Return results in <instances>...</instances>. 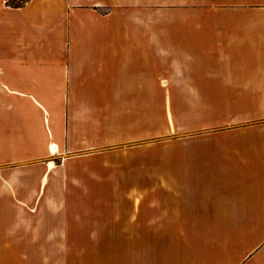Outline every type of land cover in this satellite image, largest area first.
I'll list each match as a JSON object with an SVG mask.
<instances>
[{
  "label": "crops",
  "instance_id": "crops-1",
  "mask_svg": "<svg viewBox=\"0 0 264 264\" xmlns=\"http://www.w3.org/2000/svg\"><path fill=\"white\" fill-rule=\"evenodd\" d=\"M7 1L0 0V264L21 263L5 251L97 244L121 217L144 232L142 264H264V0ZM118 43L144 59L129 87L169 90L171 105L220 107L198 115L154 165L145 168L144 145L129 148L140 153L128 163L140 164L144 195L127 211L102 208L118 168L103 149L117 137L144 138V126L131 125L132 106L144 122V101L126 108L107 94L117 88ZM208 90L223 98L184 95ZM121 120L125 127L112 126Z\"/></svg>",
  "mask_w": 264,
  "mask_h": 264
},
{
  "label": "rangeland",
  "instance_id": "rangeland-1",
  "mask_svg": "<svg viewBox=\"0 0 264 264\" xmlns=\"http://www.w3.org/2000/svg\"><path fill=\"white\" fill-rule=\"evenodd\" d=\"M175 1L188 0H144V7L151 5L154 7L160 3L166 6L168 3ZM189 1L205 3V0ZM15 2H20V0H15ZM153 16L152 14L148 15V17ZM144 17L147 16L144 15ZM130 45V43L126 46L118 43V50L121 55L116 61L117 76L115 79L111 76V83L116 85L117 88L108 89L107 94H109L110 100L115 101L117 104H128L126 108L132 103L144 101V122L140 119V107L132 106L133 115L131 118L132 126H138V128L144 126V138L132 142H123L120 137H117L116 144L103 149L113 151L112 154L106 157L105 161L115 163L118 167L115 179L112 181L111 186L106 188L107 201L102 206L104 209L107 205L110 206L111 211L136 210L139 208L140 199L144 195L143 170L139 163L133 165L128 163L131 158L140 161L137 159L140 158V153H129L128 150L131 146L144 145V166L146 168L147 165H154L158 155L165 147L171 146L174 139L187 135L185 131L190 128V125L195 124V118L198 115L216 113L220 110V107L214 106L171 105L169 102L174 95H171L169 90L136 88L134 84L129 87L130 82L136 81L134 73L139 72L144 67V59L143 62L137 60L134 52L130 56ZM126 54L127 56H125ZM135 77L137 78V75ZM197 92L199 94L187 92L184 95L192 98L200 96L202 100L223 98L222 92L220 93L217 90ZM170 114L172 121H170ZM125 123L126 120H121L112 123V126H121ZM53 161L58 163V160L54 159ZM146 171L147 169L144 170V174H146ZM124 221L125 218L121 217V220L117 223H112L114 234L101 235L100 242H97V244L87 239L84 243H81L83 246L69 243V247L72 246L73 248L67 249L5 252L11 253L15 259H21L20 264H27L25 260L22 261L24 258L28 259V262L30 259H35L36 264H43L41 260L49 258L56 261L64 260L65 263L62 264H142V261H144V232H140L141 229L135 227L126 228ZM137 232L139 235H135ZM129 238H133V241L128 242Z\"/></svg>",
  "mask_w": 264,
  "mask_h": 264
},
{
  "label": "trees",
  "instance_id": "trees-1",
  "mask_svg": "<svg viewBox=\"0 0 264 264\" xmlns=\"http://www.w3.org/2000/svg\"><path fill=\"white\" fill-rule=\"evenodd\" d=\"M29 0H20V2H15V0H8L7 3L13 7H21ZM12 3V4H11Z\"/></svg>",
  "mask_w": 264,
  "mask_h": 264
},
{
  "label": "bare ground",
  "instance_id": "bare-ground-1",
  "mask_svg": "<svg viewBox=\"0 0 264 264\" xmlns=\"http://www.w3.org/2000/svg\"><path fill=\"white\" fill-rule=\"evenodd\" d=\"M51 149H52L53 152H55V151H56V147H55V145H52ZM50 166L53 167V166H54V163L51 162V163H50Z\"/></svg>",
  "mask_w": 264,
  "mask_h": 264
}]
</instances>
